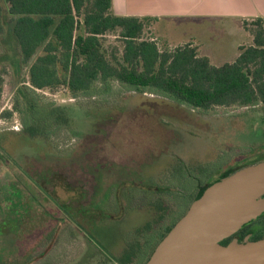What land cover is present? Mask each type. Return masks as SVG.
<instances>
[{"label":"rangeland","instance_id":"1","mask_svg":"<svg viewBox=\"0 0 264 264\" xmlns=\"http://www.w3.org/2000/svg\"><path fill=\"white\" fill-rule=\"evenodd\" d=\"M161 24L166 27V23ZM13 28L11 21L4 40L6 52L0 58L5 63L0 64V71H4L0 115L4 110L13 112L11 118L0 116V230L6 228L23 233L26 230L29 235L35 227H48V214H42V208L37 206L53 199L48 192L63 201L80 200L85 198L84 193L94 199L96 184L90 170L103 169L104 180L108 183L126 178L135 182L127 184L135 203L113 220L107 212L101 213V222L93 216L87 232L97 246L120 256L121 251L116 252L111 247L117 248L123 236L128 242L136 234L141 240L144 238L145 243H155L163 227L160 224L162 216L173 215L177 206L189 199V193L195 187L193 174L204 171L207 182L210 176L223 171L226 164H240L264 153L262 107H217L200 111L177 104L165 96L128 89L118 83H112L109 92H104L99 85L89 94L75 99L65 91L51 94L28 90L27 93L35 96L39 104L50 102L63 109L69 123L51 137L23 133L25 123L21 110L25 111V107L19 90L25 87L19 83L28 78V68L21 69ZM156 28V22L149 23L147 35L160 48L186 45L169 44ZM171 28L175 43L180 44L195 35V42L199 45L188 44L195 46L201 56L209 55L210 62L217 67L234 62L239 48L253 43L250 31L236 22L198 23L192 28L173 23ZM105 40L107 46L118 45L113 36ZM40 54L38 52L36 58ZM16 101L20 104L18 111L14 107ZM44 119L39 121L48 127L46 114ZM256 144L258 146L254 149ZM53 173L64 177L72 189L77 188L75 192L61 184L52 186L50 178ZM39 183L46 190L39 189ZM140 184L159 185L175 191L154 195L141 191L143 186ZM110 199L112 202L113 196ZM25 201L37 206L32 208L37 217L34 214L26 228L20 229L19 219L9 220L12 214L9 209L11 204ZM40 216H45L46 220L42 222ZM169 219L167 217L166 221ZM63 235L58 247L63 248L67 260H73L87 247V242L70 223H65ZM0 241L2 247L15 245L14 238L8 233H0Z\"/></svg>","mask_w":264,"mask_h":264},{"label":"trees","instance_id":"2","mask_svg":"<svg viewBox=\"0 0 264 264\" xmlns=\"http://www.w3.org/2000/svg\"><path fill=\"white\" fill-rule=\"evenodd\" d=\"M10 16L13 17L11 20ZM11 21L21 69L28 68V78L19 83L25 88L18 89L25 107V111L20 109L25 123L23 133L51 137L69 123L63 109L50 102L39 104L28 90L51 94L65 91L75 99L89 94L99 85L104 92H109L110 85L118 83L128 89L165 96L194 110L262 107L264 111L263 18L243 23L250 31L253 43L241 46L234 62L218 67L208 57L201 56L192 44L160 48L147 35V26L155 20L117 16L113 12V0H0V58L6 52L4 40ZM109 36L115 37L117 46L106 45L105 39ZM38 52L41 54L36 58ZM0 64L5 63L0 60ZM3 72L0 71V108L4 95ZM19 105L16 101V111ZM45 114L48 127L39 121L45 120ZM12 115V111L4 110L0 116L11 118ZM261 161H264V153L240 164H226L223 171L210 176L207 182L204 171L193 174L195 187L189 193V199L177 206L174 218L168 214L162 216L160 224L163 227L139 264L149 261L159 243L188 212L201 189H207L226 174ZM104 172L103 169L90 170L101 192L112 186L121 193L132 182L126 178L108 183L104 180ZM50 179L52 186L61 184L65 189H72L59 174L53 173ZM142 188L147 193L161 195L175 191L153 184ZM167 217L170 218L168 222ZM249 226H244L221 244L226 246L234 240L241 242L248 236ZM137 258L136 254L130 255L126 264H134Z\"/></svg>","mask_w":264,"mask_h":264},{"label":"water","instance_id":"3","mask_svg":"<svg viewBox=\"0 0 264 264\" xmlns=\"http://www.w3.org/2000/svg\"><path fill=\"white\" fill-rule=\"evenodd\" d=\"M264 161L201 189L146 264H264V239L221 243L264 213Z\"/></svg>","mask_w":264,"mask_h":264},{"label":"flooded vegetation","instance_id":"4","mask_svg":"<svg viewBox=\"0 0 264 264\" xmlns=\"http://www.w3.org/2000/svg\"><path fill=\"white\" fill-rule=\"evenodd\" d=\"M38 186L39 189L46 190L43 184L39 183ZM76 189L74 188L72 190L75 192ZM96 189L97 186H94L93 192L97 193L94 199H91V196L86 197L83 189H81L85 198H81L80 200L69 199L67 201L55 198L48 192L49 196H52L53 199L51 201H42L37 205L42 208L40 211L42 214H48V227H35V231H31L32 233L29 235L25 233L26 230L24 233L16 230H6V228L0 230V233H8L15 240V245L12 247H2L0 245V264H126L129 254L137 255L138 258L134 264L141 263L145 255L151 250L154 242L152 244L145 243L144 238L141 240L136 234H133L131 242H128L127 237L124 238L123 236L121 240L118 238L120 242L117 243V248L111 247L116 252L121 251V255L118 256L117 253L114 255L110 249L100 248V246L95 244V239L92 240V238L87 236V232L92 225L93 216L99 221H103L101 219V213L107 212L110 220H113V217L120 214L121 211L127 210L132 203H135V198L130 193L132 190H129L128 187L121 193H119V189H114L112 186L108 187L105 192H101L100 190L98 193ZM112 196L113 201L111 202L110 198ZM262 198H264V195ZM22 203L25 205L23 206ZM22 203H13L10 205L11 208L9 210L12 214L9 215V220L14 222L18 221L16 219H19V222H21L20 229H25L27 222L29 223L30 218L36 212L32 209L35 205H29L28 201ZM15 215L16 217L14 218ZM35 216L37 217L36 214ZM40 217L42 222L46 220L45 216ZM65 223H70L76 233L82 236L87 242V247H84L73 260H67V257L62 251L63 248L58 247V243L61 242L59 240H63L64 238ZM248 224H250L249 234L241 242L245 239H249V241L264 239V213Z\"/></svg>","mask_w":264,"mask_h":264},{"label":"crops","instance_id":"5","mask_svg":"<svg viewBox=\"0 0 264 264\" xmlns=\"http://www.w3.org/2000/svg\"><path fill=\"white\" fill-rule=\"evenodd\" d=\"M113 12L117 16L154 19L157 32L169 44L193 42L196 45L195 35L175 43L171 32L173 23L192 28L198 23L236 22L242 27L245 21L264 19V0H113ZM161 23H166V27ZM191 28L185 29L193 31Z\"/></svg>","mask_w":264,"mask_h":264}]
</instances>
